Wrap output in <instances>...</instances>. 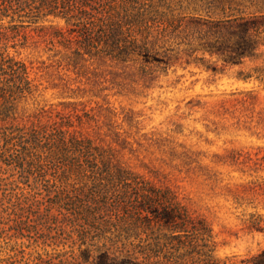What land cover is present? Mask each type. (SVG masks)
I'll return each instance as SVG.
<instances>
[{
	"label": "trees",
	"instance_id": "trees-1",
	"mask_svg": "<svg viewBox=\"0 0 264 264\" xmlns=\"http://www.w3.org/2000/svg\"><path fill=\"white\" fill-rule=\"evenodd\" d=\"M183 1L190 0H0V161L27 182L34 176L31 190L43 196L23 193L30 206H44L76 224L82 242L90 235L94 264L220 263L211 226L194 216L172 188L125 164L120 154L127 141L117 132L113 138L119 146L83 134L75 119L80 125L83 115L93 116L81 115L76 106L56 113L41 107L30 115L34 119L19 121L22 100L38 85L27 62L10 49H37L44 43L50 60L78 76L86 75V62L138 65L144 77L184 55L190 63L199 50L220 55L227 64L264 56V0L189 3L218 17L177 12ZM248 3L255 9L248 11ZM255 72L264 82V64ZM83 252L88 260L93 249ZM254 264H264V249Z\"/></svg>",
	"mask_w": 264,
	"mask_h": 264
},
{
	"label": "rangeland",
	"instance_id": "rangeland-1",
	"mask_svg": "<svg viewBox=\"0 0 264 264\" xmlns=\"http://www.w3.org/2000/svg\"><path fill=\"white\" fill-rule=\"evenodd\" d=\"M190 2L183 1L177 12L220 16L194 10ZM54 23L65 26L63 20ZM44 47L10 49L27 62L38 85L22 100L19 121L34 119L30 115L41 107L88 112L93 118L83 115L80 125L75 119V128L104 145L119 146L114 132L125 139V164L172 188L211 226L220 264H254L264 249V82L255 77L264 56L227 64L199 50L190 63L184 55L144 77L138 65L86 62V75L78 76L58 67ZM246 73L254 76L246 80ZM27 179L0 161V264H94L88 233L84 243L76 224L21 198L29 192L31 198L43 196L31 190L34 176ZM87 247L93 249L88 260Z\"/></svg>",
	"mask_w": 264,
	"mask_h": 264
}]
</instances>
